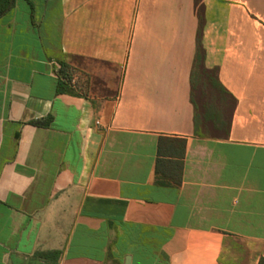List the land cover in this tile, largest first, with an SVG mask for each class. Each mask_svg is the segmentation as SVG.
I'll use <instances>...</instances> for the list:
<instances>
[{
    "label": "crops",
    "instance_id": "crops-1",
    "mask_svg": "<svg viewBox=\"0 0 264 264\" xmlns=\"http://www.w3.org/2000/svg\"><path fill=\"white\" fill-rule=\"evenodd\" d=\"M202 7L204 65L234 104L222 138L196 132L195 0L13 1L0 18V264L264 257V0ZM62 62L75 95L57 90ZM162 136L187 141L180 188L157 185Z\"/></svg>",
    "mask_w": 264,
    "mask_h": 264
},
{
    "label": "trees",
    "instance_id": "trees-1",
    "mask_svg": "<svg viewBox=\"0 0 264 264\" xmlns=\"http://www.w3.org/2000/svg\"><path fill=\"white\" fill-rule=\"evenodd\" d=\"M14 0H0V18L4 17L13 7ZM204 0H195L196 6L202 7ZM203 9V7H202ZM199 16L200 19V29L198 31L196 39V54L194 60V69L192 72V85L194 71L196 67H200L204 71H213L216 74V85L223 94L227 95L232 100L230 94L224 89L218 80V69L208 70L205 68V50L202 44V33H203V16ZM58 75V86L57 90L59 93H68L75 95L76 88L73 85V80L75 77V72L73 68L62 62L59 64V69L57 70ZM194 91V89H193ZM194 100V99H193ZM196 107V103L194 102ZM197 111V109H196ZM197 117V115H196ZM52 122V119H48L45 122H36L34 125L39 127H48ZM196 132H197V121H196ZM187 141L183 138L178 137H165L162 136L158 141L157 149V161H156V179L157 185L161 187H173L180 188L182 185L183 170H184V160L186 156ZM43 257L49 258L50 254H44ZM258 264H264V257L259 260Z\"/></svg>",
    "mask_w": 264,
    "mask_h": 264
},
{
    "label": "rangeland",
    "instance_id": "rangeland-1",
    "mask_svg": "<svg viewBox=\"0 0 264 264\" xmlns=\"http://www.w3.org/2000/svg\"><path fill=\"white\" fill-rule=\"evenodd\" d=\"M202 7L198 14L202 16ZM193 99L197 109V134L222 138L228 130L234 104L216 85V74L196 67L193 77Z\"/></svg>",
    "mask_w": 264,
    "mask_h": 264
},
{
    "label": "water",
    "instance_id": "water-1",
    "mask_svg": "<svg viewBox=\"0 0 264 264\" xmlns=\"http://www.w3.org/2000/svg\"><path fill=\"white\" fill-rule=\"evenodd\" d=\"M130 259L127 260V264H129Z\"/></svg>",
    "mask_w": 264,
    "mask_h": 264
},
{
    "label": "built area",
    "instance_id": "built-area-1",
    "mask_svg": "<svg viewBox=\"0 0 264 264\" xmlns=\"http://www.w3.org/2000/svg\"><path fill=\"white\" fill-rule=\"evenodd\" d=\"M58 69H59V66H58ZM73 83H74V80H73Z\"/></svg>",
    "mask_w": 264,
    "mask_h": 264
}]
</instances>
